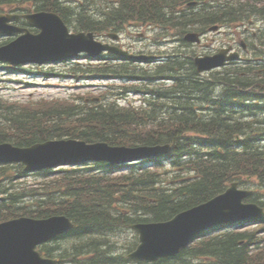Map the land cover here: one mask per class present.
<instances>
[{
	"label": "trees",
	"instance_id": "obj_1",
	"mask_svg": "<svg viewBox=\"0 0 264 264\" xmlns=\"http://www.w3.org/2000/svg\"><path fill=\"white\" fill-rule=\"evenodd\" d=\"M189 1L95 0L93 15L68 8L60 13L76 31L98 35L121 32L130 22H152L166 35L173 32L183 37L190 30L202 31L218 22L231 24L243 19L241 8L228 7L223 19L213 14L200 25L199 15L178 16V6ZM256 1L240 6L254 9ZM51 2L0 0V9L31 3L38 10L59 13ZM251 52L255 63L251 69L225 70L209 80L197 74L190 54L179 49L168 53L156 67L140 68L131 60L117 62L115 56H111L113 62L94 67H73L83 79L96 76L142 84L144 88L124 86L134 94L144 90L150 97L141 107H123L119 97L100 102L80 98L74 103L34 107L0 101V143L29 147L76 138L114 146L170 144L172 152L154 162L169 164L170 173H174V178H169L167 171L161 174L147 169L117 174V168L107 163L85 169L47 170L41 190L47 186L55 191L52 188L53 193L46 198L26 193L23 184L17 186L13 178H7L0 222L20 216L65 215L75 223V228L60 238L69 243L62 249L46 248L43 252L54 257L58 250L56 264H114L109 252L118 230L139 222L168 221L221 194L235 180L248 185L253 190L249 200L264 207V39ZM221 82L225 92L217 95ZM248 177L250 182L244 180ZM27 199L37 208L29 211L20 206ZM260 226L264 229V218ZM259 230L204 235L176 258L155 264H264V230ZM131 249L127 246L128 251Z\"/></svg>",
	"mask_w": 264,
	"mask_h": 264
},
{
	"label": "water",
	"instance_id": "obj_2",
	"mask_svg": "<svg viewBox=\"0 0 264 264\" xmlns=\"http://www.w3.org/2000/svg\"><path fill=\"white\" fill-rule=\"evenodd\" d=\"M10 15L0 14V34L14 35L17 39L0 47V62L19 66L29 63H56L75 59L80 53L96 58L103 52L134 58L120 48L96 41L93 33L71 34L63 20L54 13H38L29 16L32 27L40 29L32 34L27 29L12 26ZM119 39L117 35H109ZM188 42H199V35L188 34ZM227 51L213 57H198L195 65L199 73L222 67L227 60ZM169 146L128 149L112 147L107 143L88 144L78 140H54L38 143L29 148L15 147L10 143L0 144V163H23L26 171L34 172L68 165H80L95 161L124 164L168 153ZM247 191H240L235 183L224 194L213 200L177 215L163 223H141L132 226L139 234L140 244L129 257L134 260L155 261L177 255L199 233L215 226L252 219L263 214L256 205L243 204ZM73 228L66 216L48 219L19 218L0 224V264H53L36 251V247Z\"/></svg>",
	"mask_w": 264,
	"mask_h": 264
},
{
	"label": "rangeland",
	"instance_id": "obj_3",
	"mask_svg": "<svg viewBox=\"0 0 264 264\" xmlns=\"http://www.w3.org/2000/svg\"><path fill=\"white\" fill-rule=\"evenodd\" d=\"M247 27L248 32L251 33H259L261 30L264 32V18L258 17L256 23H252L251 25H242L239 29L229 28L224 29L223 33H208L205 40L208 43L205 46H197V45H189L184 47H180L182 45L181 41H176L178 38H173V35H168L169 38L160 40L157 38V32L150 30L146 31L143 29H136L134 27H126V35L122 36L123 40L121 42V46L130 50L132 53L141 54L142 50H145V54H153V53H171L175 50V48L180 47L181 50H185L186 52H194L195 56H204V55H213L218 52L223 47H227L228 45H233L237 43L238 36L245 31ZM36 32V31H34ZM241 39L247 43V39L244 35H240ZM102 37V36H101ZM7 39L6 37L0 36V45L4 44ZM87 60L82 58L77 63L85 64ZM73 63H59L54 65H28L23 66L20 70L10 71L6 69L3 64H0V101L8 102V103H16L18 106H39L46 102H59L66 103L76 102L75 100H79L80 97H87L90 99L99 98L101 91L103 90V86L112 84L116 81H105L100 78L93 77L92 79H87L84 82H78L76 77H80L82 75H76L77 71H72ZM140 68H146L148 66L152 67L155 65L148 63H138ZM47 73V74H46ZM46 74V75H44ZM120 85V83H115ZM223 87H219L218 92H220ZM140 98L138 96H131L129 101L136 103V105H140ZM169 165V164H167ZM17 166V165H16ZM82 166V167H81ZM77 166L82 169L88 168L89 166ZM0 170H3L8 176H15L17 173L21 174L17 169V167H8L1 166ZM69 168V167H68ZM144 168L147 170H155L156 167L153 163H148L145 165H136L134 168H122L119 169L118 174H125L129 171ZM165 169H168L165 166ZM55 172H58L57 170ZM55 176V175H53ZM51 176V177H53ZM43 174H24V177H20L18 182H15L17 186L23 184L25 187L26 193H39V198L48 197L49 193H53L55 191L54 187H45V190L42 191L41 184L45 183V179L43 178ZM169 178H174V173H170L168 175ZM50 183V182H46ZM53 188V191L51 190ZM42 192V193H41ZM23 201V200H22ZM19 203L20 206H26V208L30 210H34L37 208L32 205L30 201L27 199V203ZM252 227V226H247ZM242 229V228H241ZM220 231L212 232V234H216ZM117 240L122 241L124 246L133 245L135 246L137 243V236L133 233L129 228H122L118 230L116 233ZM67 241H58L49 245L48 248H56L62 249L65 247ZM56 251V255L58 256L59 251ZM127 251L122 248L121 244H119L116 248L112 249L111 256L117 258L120 255L126 256ZM116 264H128L123 259H118L115 261ZM135 264V263H131Z\"/></svg>",
	"mask_w": 264,
	"mask_h": 264
},
{
	"label": "flooded vegetation",
	"instance_id": "obj_4",
	"mask_svg": "<svg viewBox=\"0 0 264 264\" xmlns=\"http://www.w3.org/2000/svg\"><path fill=\"white\" fill-rule=\"evenodd\" d=\"M30 10H31L30 8L27 9V11H30ZM30 13H31V12H30ZM14 14L18 15L19 17H21V18L17 21V24L20 25V24H25V23H26V21H25L22 17H24L25 14H29V13L18 11V12L14 13ZM253 35L256 36V33H254ZM239 36H240V35H239ZM239 36H238V37H239ZM232 46L234 47L235 50H239V49H238V46H237L236 44H233ZM156 55H159V53L157 52ZM250 58H252V57L249 56V57H248V60H249ZM223 84H224V83L221 82L220 84L217 85V91H216V93H218V95H219V94H223V93L225 92L224 89H222L220 92H218L219 87H221V86L223 87Z\"/></svg>",
	"mask_w": 264,
	"mask_h": 264
},
{
	"label": "bare ground",
	"instance_id": "obj_5",
	"mask_svg": "<svg viewBox=\"0 0 264 264\" xmlns=\"http://www.w3.org/2000/svg\"><path fill=\"white\" fill-rule=\"evenodd\" d=\"M182 48H183V47H182ZM182 51H183V50H182ZM158 53H159V55H156L157 65L160 64V63L163 61L164 57L167 56V54H168V53H160V52H158ZM171 53H172V52H171ZM254 64H255V63H254L253 59L250 58V59L248 60L247 67H248L249 69H251L250 67H252V65H254Z\"/></svg>",
	"mask_w": 264,
	"mask_h": 264
}]
</instances>
